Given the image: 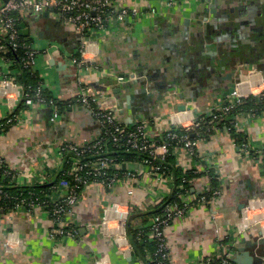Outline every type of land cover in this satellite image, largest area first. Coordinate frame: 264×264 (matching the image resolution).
Wrapping results in <instances>:
<instances>
[{
    "label": "crops",
    "instance_id": "1",
    "mask_svg": "<svg viewBox=\"0 0 264 264\" xmlns=\"http://www.w3.org/2000/svg\"><path fill=\"white\" fill-rule=\"evenodd\" d=\"M131 4L157 6L158 10L153 16L114 23L98 39L94 57L98 68L80 73L66 55L77 51L79 35L57 21L54 14L23 16L21 22L30 29L27 36L37 31L35 46L41 49L35 71L45 90L63 102V108L57 121L51 123L47 107L26 105V82L19 79L16 65L10 66L0 55V119L9 114L17 119L0 133V156L19 173L16 183H54L64 165L58 146L65 142L83 145L99 135V125L90 111L73 101L79 83L93 94L103 93L104 105L116 108L123 124L130 126L142 119L158 133L210 115L228 102L236 83L244 91L252 88L255 95L264 89V37L259 35L263 31L253 24L264 10V0H182L171 7L157 0ZM257 42L262 44L259 52L255 50ZM209 52L212 57L206 58ZM242 55H247L245 63L237 69V61L231 59ZM51 59H63L68 65L65 71H58L50 64ZM197 59H202L203 65H198ZM110 71L115 75H109ZM9 73L16 79L2 83V77ZM120 74L141 82L133 91L125 92L120 87L125 79H117ZM142 82L146 85L144 93ZM128 92L134 93L130 108L126 107ZM180 105L185 108L180 109ZM235 130L245 135L247 151H240L229 131L218 129L197 141L196 162L183 149L175 152V166L185 170L195 165L204 172L183 199H198L211 189L209 171L221 188L214 190L205 203L196 201L169 224V264H203L209 258L220 259L228 250L233 254L242 238H264L258 226L239 229L244 207L240 204L264 192V109L240 114ZM123 166L132 165L125 162ZM139 179L142 185H136L132 195L123 185L105 187L96 183L86 187L70 218L78 229L75 239L51 235L53 222L41 208L30 212L0 209V264H148L150 245L144 248V256L137 255L129 228L136 229L148 218L145 212L152 213L171 194L173 177L141 174Z\"/></svg>",
    "mask_w": 264,
    "mask_h": 264
},
{
    "label": "built area",
    "instance_id": "2",
    "mask_svg": "<svg viewBox=\"0 0 264 264\" xmlns=\"http://www.w3.org/2000/svg\"><path fill=\"white\" fill-rule=\"evenodd\" d=\"M135 1L137 0H0V55L10 66L16 65L20 73L27 71L35 75L37 56L41 50L35 46L34 38L37 34L32 31L28 36L29 39L21 38L19 23L23 16L48 12L54 14L57 21L70 27L79 35L77 51L74 54H66L79 73L98 68L94 57L98 53V39L102 34L109 31L114 23H126L137 17L153 16L157 13V6L144 7L145 5L142 4H131ZM157 1L161 5L171 7L182 0ZM9 51H12L13 55H8ZM111 73L113 72L110 71L108 74ZM15 79L16 75L9 73L2 77L1 82L11 83ZM239 85L240 83H236L230 92L228 102L220 105L216 110L219 113L213 116L216 121L222 118L230 119L232 126L224 127L229 132L231 128L235 130L238 117L232 115L229 117L230 110L243 103L244 98L249 94L255 95L252 88L249 87L247 91H244ZM44 90L41 80L34 86L28 84L24 89L23 99L26 105L47 107L49 122L54 123L60 117L58 101L53 96H46ZM256 94L264 96V89ZM104 98L103 93L93 94L83 83H79L73 101L90 111L99 125V135L83 145L70 142L60 144L57 148L58 153L64 165L67 163L65 176L48 185V190L43 194L37 195L38 192L27 191L25 196L17 197L15 209L22 208L29 212L34 208L45 210L53 222L50 234L59 238L75 239L78 236V230L70 218L74 214L80 193L86 187L96 183L105 187L123 185L127 188L128 195H132L135 186L142 185L139 179L141 174L149 175L150 178L170 176L165 174V167L162 164L166 157L170 154L175 156L177 149H183L193 156L197 141L202 139L192 140L187 134H178L169 128L160 133L158 130L153 132L149 122L142 119H136L132 125L127 126L120 121L116 108L104 105ZM223 114L226 116L224 117ZM16 120L14 114L0 119V131L4 127L11 126ZM204 123L206 122L203 117H196L190 125L179 126L187 129L200 128ZM198 134L202 137L204 132L199 131ZM112 148H125L140 155L133 161H118L109 154ZM247 150V143H243L240 151ZM65 157L67 158L64 160ZM125 162L132 166L124 167ZM134 164L136 167H133ZM7 166L4 158L0 156V167H4L3 177L12 174L10 180L22 185L16 183L19 173ZM47 173L44 175L46 182L49 176ZM10 197L11 195L2 189L0 184V198ZM181 200V203L163 204L157 213L136 226L137 236H145L148 243L154 246L150 258L153 264H169L166 235L169 224L193 207L195 204L193 205L192 202L207 201L204 196L190 201L182 197ZM239 224L241 231L258 226L261 233H264V196L247 199L241 209ZM209 261L210 258L203 264ZM216 264H234L231 251L224 253Z\"/></svg>",
    "mask_w": 264,
    "mask_h": 264
},
{
    "label": "trees",
    "instance_id": "3",
    "mask_svg": "<svg viewBox=\"0 0 264 264\" xmlns=\"http://www.w3.org/2000/svg\"><path fill=\"white\" fill-rule=\"evenodd\" d=\"M37 17H39V16H37ZM27 35L26 36L21 35V38L29 39ZM8 55H13V52L9 51ZM19 79L23 80V82H26L25 83L26 86L28 84L34 86V85L38 84V81L41 80V78L39 77V75L37 73L35 75H32V74L28 73L27 71L21 72ZM44 93L46 96L55 97L53 94H51L47 90H44ZM57 101H58L59 108L62 109L63 108V102L60 101L59 99H57ZM23 102H24V99H23ZM23 105L24 104L22 103L21 106H23ZM19 108H21V107L19 106ZM263 109H264V96L249 94L248 96H246L244 98L243 103H241L240 105H238V106H236L230 110V112L228 113V116L229 117H230V115L239 116L240 114L247 113V112L256 114V113H260ZM218 113H219L218 111H213L210 115L199 116V117H203V120L206 122V123L202 124V126L200 128H189V129H187V128H184L182 126H172L169 129H171L172 131H175L178 134H187L192 140L199 139V138H203V139L208 138L209 135L212 134L214 131H216L218 129H224L225 126H232V124L230 123V119H225V118L223 119L222 118L218 121L213 119V116H215ZM223 116L225 117L226 115L223 114ZM8 127H10V125L7 127H4V129H2L0 131V133L3 132L4 130H6ZM199 131L204 132V135L202 137L200 134L197 135V132H199ZM230 134L233 137V139L235 140L237 146L241 147L242 144L245 142V138H244L245 135L243 133L237 131V130L232 129V128L230 130ZM109 154L111 156L115 157L116 160H118V161H133V160H135V158L138 157V155H140L137 152H134L131 150H126L125 148H112L111 151L109 152ZM194 156L195 155H193V158H194ZM174 157L175 156L173 154H170L166 157L165 161L162 162V164L165 167V172H166L165 174L171 175L173 177L172 192L170 195H168V197H165L160 202L159 206L156 209H154V211L152 213L149 211L145 212L147 217L151 216L152 214L157 213L159 211V209L161 208V206L167 202L181 203L182 196H185L186 194L190 193V188L192 187L193 181L197 177L202 176L204 174V172L197 170L195 168V165H192V167L185 169V170L180 169L179 167L175 166ZM66 158L67 157H65L64 160ZM194 160L196 162L197 159L194 158ZM66 166H67V163H65V165H63V168L60 170L59 174L57 175V178H56L57 181L65 176ZM8 167L9 166H7V168ZM2 169H4V167H0V184L2 186V189L11 195L10 198H0V209H2L3 211H7V210H10L13 208L15 209V205L18 202L17 197L25 196L27 191L38 192L37 193V195H38L41 193L43 194L46 192V190H48L49 186H47V185H34L33 184V185H23L22 186V185L15 184L10 180V176L12 174H9V176L7 175V176L3 177ZM208 175L211 179V189L201 195V197L204 196L207 200H208V198L213 196L212 192L214 190H220V188H221L219 180L216 178L215 174L211 173L209 171ZM259 196H264V192L262 194H260ZM192 204L193 205L196 204V201L192 202ZM131 219L133 220V216H131ZM144 221H145V219L142 220V222H144ZM129 235H130V239H131L132 245L134 247V250H135L136 254L139 255L140 257L144 256V248L145 247L150 245V249L152 251L154 250L153 244L148 243L147 238H145V236L144 237L137 236V229L132 230L131 228H129ZM143 239H144V242H143ZM218 261H219V259L213 258V259H210V261L207 264H216V262H218ZM148 264H153V263L150 260V262Z\"/></svg>",
    "mask_w": 264,
    "mask_h": 264
},
{
    "label": "water",
    "instance_id": "4",
    "mask_svg": "<svg viewBox=\"0 0 264 264\" xmlns=\"http://www.w3.org/2000/svg\"><path fill=\"white\" fill-rule=\"evenodd\" d=\"M43 16H48L49 13L45 12L42 13ZM259 18H257V21H253V24H255L256 30H261L263 31L261 34H259L261 37H264V10H260V12L258 13ZM35 19H33L34 21ZM19 27L21 29V34L26 36L28 34V32L30 31V29L25 28V24L23 22L19 23ZM37 32V31H34ZM38 34L40 36H43V32L39 31ZM258 35V36H259ZM55 40V39H54ZM261 42H257L256 46H255V50H257V52L260 51L262 44H259ZM202 50V49H201ZM254 51V50H250ZM196 53H198L197 51H195ZM214 53V56L216 55V53L212 52V54ZM209 55L205 56L206 58H210L212 57L211 52L208 53ZM247 55H242L236 57L233 56L232 57V61L235 63L237 61V65L236 68L240 69V64L241 63H245L244 61L246 59H244ZM197 62L198 65H203L204 62H202V59H197L195 60ZM50 64L55 65L56 69L58 71H65L66 67L68 66L63 59L60 60H55V59H51ZM216 63L220 64V65H225L224 62H221L220 60H217ZM114 73V72H113ZM109 75H115L114 74H109ZM141 75L140 73H137V76ZM122 79H125V83H122V85L120 86L121 88H123L125 90V92L129 91L130 89H132L134 86H136L138 84V82H141V79L139 78H131L129 77L128 74L124 75V74H120V76ZM140 84H143V87L141 88V92L144 93V91L146 90V85L142 82ZM120 90V88H119ZM133 91V89H132ZM130 92V91H129ZM127 93L126 94V107L130 108L129 105V99L132 98V95L134 94L133 92L131 93ZM159 96V95H157ZM180 109H184L185 106L184 105H180L179 106ZM131 114L133 116H135V110L132 109L131 110ZM49 115V113H48ZM245 203H241L240 207H243ZM232 261L234 264H264V238H259L256 237V239H246V238H242L240 240V243H237L235 246V249L233 250V254H232Z\"/></svg>",
    "mask_w": 264,
    "mask_h": 264
}]
</instances>
